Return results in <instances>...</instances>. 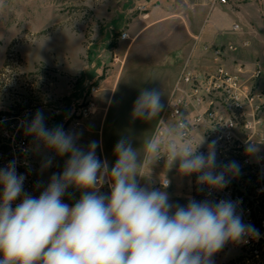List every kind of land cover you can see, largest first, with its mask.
<instances>
[{"label":"rangeland","instance_id":"rangeland-1","mask_svg":"<svg viewBox=\"0 0 264 264\" xmlns=\"http://www.w3.org/2000/svg\"><path fill=\"white\" fill-rule=\"evenodd\" d=\"M201 5L208 8L188 0H0V113L14 116V130L27 142L26 155L18 157L16 165L26 160L22 167L30 171L29 194L38 198L68 159L26 134L25 126L38 110L47 128L62 126L76 135L83 150L97 142L96 155L109 168L121 138L137 149L144 174L148 163L156 162L147 157L144 146L162 112L151 120L134 118L133 104L142 89H157L165 104L180 72L205 61V52L212 49L204 38L214 13L209 8L203 13ZM5 137L1 132L0 138ZM47 158L52 164L44 168ZM232 161L237 163L230 159L227 164ZM8 164L0 157V168ZM186 177L190 182L183 189L190 195L180 205L190 198L218 202L205 197L194 174ZM143 179L137 177L139 184ZM229 179L234 189L254 195L246 172ZM99 192L110 194L107 182ZM80 196V190L69 187L62 199L75 204ZM211 260L264 264V256L255 257L242 243H227Z\"/></svg>","mask_w":264,"mask_h":264},{"label":"clouds","instance_id":"clouds-1","mask_svg":"<svg viewBox=\"0 0 264 264\" xmlns=\"http://www.w3.org/2000/svg\"><path fill=\"white\" fill-rule=\"evenodd\" d=\"M164 109L157 89H142L134 101V118L151 120ZM25 132L57 156L68 155L62 173H53L37 197L24 191L26 176L18 174L17 162L0 168V264H212L211 258L227 243H246L259 232L245 224L238 213L239 201L190 198L186 205L170 202L167 191L140 186L137 149L121 138L114 146L115 164L109 168L96 155L97 142L87 151L77 146V137L62 126L51 129L38 110ZM198 143L175 142L167 147L168 164L178 162L183 176L197 174L198 185L211 190L227 187L229 175L239 174L232 161L217 163V141L207 153ZM246 143L245 153L255 155L259 145ZM162 149L158 139L144 146L147 157ZM47 158L44 168L50 167ZM105 182L110 194L99 192ZM169 181L162 182L167 189ZM39 188L40 185L38 184ZM69 187L81 191L73 206L63 202ZM20 200L13 208V202Z\"/></svg>","mask_w":264,"mask_h":264},{"label":"built area","instance_id":"built-area-1","mask_svg":"<svg viewBox=\"0 0 264 264\" xmlns=\"http://www.w3.org/2000/svg\"><path fill=\"white\" fill-rule=\"evenodd\" d=\"M195 4H205L209 10L219 5H233L246 0H188ZM238 24H233L237 29ZM126 37V34H123ZM248 45V41H244ZM214 48V57L217 60L224 50L233 51L235 43ZM264 74L261 65H257L247 78L229 72L223 64L216 63L213 69L196 70L192 67L184 68L164 104L158 124L151 139L161 142V151L154 156V160L162 166L168 164L167 147L173 142L177 146L184 142L198 143L205 140L199 151L207 153L208 143L217 141V163L220 171L228 160L237 161L241 172H246L253 181L254 195L245 189H234L229 183L223 190H211L198 185L207 198L216 200L239 201L237 211L243 215V222L251 224L259 232L258 238H247L242 243L255 257L264 256V144L259 145V152L255 155L245 153L247 142L264 143V91L259 87L258 80ZM13 118L6 113H0V133L7 135L0 138V157L3 162H18V157L26 155V140L19 137V129L14 130ZM13 128L10 133L9 129ZM19 135V136H18ZM20 159V158H19ZM16 165L17 173L26 176L23 188L32 187L30 171L23 159ZM195 182L197 174H194ZM169 181L162 177L156 187L163 190L162 182ZM170 182V181H169ZM170 184V183H169ZM2 189V186H0ZM28 193V192H27ZM258 205H254L253 200ZM13 202V208L16 206ZM258 206V209H257Z\"/></svg>","mask_w":264,"mask_h":264},{"label":"crops","instance_id":"crops-1","mask_svg":"<svg viewBox=\"0 0 264 264\" xmlns=\"http://www.w3.org/2000/svg\"><path fill=\"white\" fill-rule=\"evenodd\" d=\"M201 6L199 9L203 13L208 11L207 7ZM212 12L214 16L210 19L211 30L204 38L206 41H211L209 45L212 50L205 52V61L202 64L194 65L192 68L204 71L213 69L216 63H221L229 72L245 78L257 65H261L264 69V0H246L233 5H219ZM227 18L230 19L228 22ZM234 23L238 24L237 29L232 28ZM246 40L248 45L243 44ZM230 43H235L236 49L224 50L216 60L214 48L221 45L225 49ZM258 85L264 91V74L258 80ZM154 163L156 162L150 161L146 166L147 177L140 182V186L153 189L162 177H167L170 184L163 190L169 194L170 202L180 205L190 195L183 189L186 183L190 182L189 178L179 173L178 162L166 167ZM153 183L154 187H152ZM65 203L73 206L67 201Z\"/></svg>","mask_w":264,"mask_h":264},{"label":"trees","instance_id":"trees-1","mask_svg":"<svg viewBox=\"0 0 264 264\" xmlns=\"http://www.w3.org/2000/svg\"><path fill=\"white\" fill-rule=\"evenodd\" d=\"M97 82H98V81H96L95 84H96ZM65 201L68 202V200H67L66 198H65ZM68 203L74 204V203H72V202H68Z\"/></svg>","mask_w":264,"mask_h":264}]
</instances>
